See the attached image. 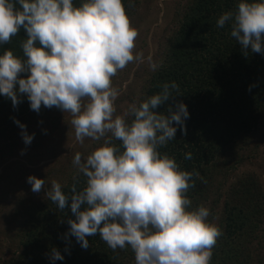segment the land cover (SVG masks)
<instances>
[{
	"label": "clouds",
	"instance_id": "obj_1",
	"mask_svg": "<svg viewBox=\"0 0 264 264\" xmlns=\"http://www.w3.org/2000/svg\"><path fill=\"white\" fill-rule=\"evenodd\" d=\"M226 23L245 54H264V0H238L234 12L226 11L217 20L218 27ZM21 29L27 33L23 55L11 49L0 53V95L14 107L26 95L36 112L43 105L71 113L80 143L111 134L85 159L75 154L73 164L87 177L82 190L74 183L71 195L66 194L55 180L46 190L60 210L70 208L75 215L68 220L66 235L85 249L88 237L97 233L114 251L130 246L135 264H211L223 233L209 221L208 207L190 208L187 192L199 173L182 170L174 157L159 151L175 139L178 127L186 133L190 113L183 101L175 110L169 106L167 114L156 111L180 95H173L179 85L164 83L158 93L115 115L120 89L113 86V77L143 59L134 55L139 32L124 0H80L78 5L75 0H0V46ZM148 60L151 63V57ZM15 123L24 143L31 144L35 134ZM191 158V153L185 155ZM27 181L33 192L45 188V179L30 175ZM50 258L53 264L64 260L56 248Z\"/></svg>",
	"mask_w": 264,
	"mask_h": 264
},
{
	"label": "trees",
	"instance_id": "obj_2",
	"mask_svg": "<svg viewBox=\"0 0 264 264\" xmlns=\"http://www.w3.org/2000/svg\"><path fill=\"white\" fill-rule=\"evenodd\" d=\"M134 2L124 0L127 12ZM75 3L78 5L80 0ZM237 4L238 0H190L177 29L168 37L141 100L161 91L164 83L179 85V92L174 91L173 95H180L159 105L156 111L167 114L169 106L175 110V104L183 101L190 113L185 121L186 133L178 127L175 139L159 151L174 157L182 170L199 173L193 176L195 187L187 192L191 209L205 206L212 192L218 190V179L219 183L222 178L228 180L219 159L264 123V54L250 50L245 54L230 35V25L217 26L219 16L234 12ZM26 35L21 29L8 44L0 46V53L11 49L22 56ZM20 101L14 107L9 98L0 95V135L18 134L16 120L36 118L39 123L48 119L55 107L42 105L36 112L30 108L26 95ZM127 119L131 122L132 117ZM112 143L121 146L118 140L112 139ZM187 153L192 154L191 159H185ZM86 181L87 177L79 172L62 185L63 191L71 195L74 183L79 191ZM228 185L218 224L223 235L213 248L211 264H264V184L251 174ZM69 219H75L71 209L60 210L48 198L22 229L20 250L0 260V264H53V248L64 256V260L54 264H135L130 246L114 251L99 233L88 237V248H82L74 236L66 235ZM212 220L210 216L209 221Z\"/></svg>",
	"mask_w": 264,
	"mask_h": 264
},
{
	"label": "rangeland",
	"instance_id": "obj_3",
	"mask_svg": "<svg viewBox=\"0 0 264 264\" xmlns=\"http://www.w3.org/2000/svg\"><path fill=\"white\" fill-rule=\"evenodd\" d=\"M189 2L135 0L131 11L127 12L132 25L139 32L134 55L142 54L143 59L129 63L113 77V86L120 89V95L115 101V115H122L129 105L141 102L145 86L154 70L151 64L157 66L159 63L168 37L177 29ZM148 57H151V63ZM84 102L87 103V100ZM49 115L51 117H45L39 123H36V118L27 122L26 119L20 121L26 125L28 134H35L29 145L24 143L20 127L17 128L18 134L7 132L0 135V260L10 258L20 250L22 229L28 225L32 214L47 202L49 197L46 190L51 188V182L55 180L64 185L79 173L73 164L75 154L81 153L83 160L111 136L108 133L100 140L86 137L80 143L75 138L71 113L54 107ZM219 161L223 171H227L228 180L219 177L222 178L221 183L219 179L215 182V188L217 184L219 186L218 190L212 192L204 203L210 209L211 222L217 225L228 184L251 174L264 184V123ZM30 175L45 179V188L39 193L31 190L27 181Z\"/></svg>",
	"mask_w": 264,
	"mask_h": 264
}]
</instances>
